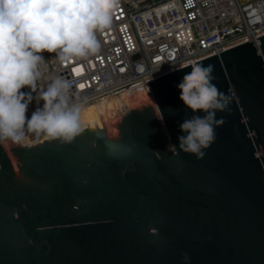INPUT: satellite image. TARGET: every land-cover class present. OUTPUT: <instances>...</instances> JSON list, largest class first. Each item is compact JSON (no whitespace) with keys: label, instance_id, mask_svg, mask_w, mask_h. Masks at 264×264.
I'll return each instance as SVG.
<instances>
[{"label":"water","instance_id":"95a60500","mask_svg":"<svg viewBox=\"0 0 264 264\" xmlns=\"http://www.w3.org/2000/svg\"><path fill=\"white\" fill-rule=\"evenodd\" d=\"M259 37L194 62L231 97L200 159L168 148L193 115L177 87L193 63L84 105L71 144L0 142V264H264Z\"/></svg>","mask_w":264,"mask_h":264},{"label":"clouds","instance_id":"9594fccd","mask_svg":"<svg viewBox=\"0 0 264 264\" xmlns=\"http://www.w3.org/2000/svg\"><path fill=\"white\" fill-rule=\"evenodd\" d=\"M118 5L119 0H0V142L10 139L24 145L31 133L71 144L84 132L83 105L70 101V81L54 78L47 83L36 97L44 104L30 119L26 111L33 96L20 90L30 86L37 91L44 51L56 53L61 63L97 54L101 48L97 33L110 28ZM190 66L191 72L177 87L193 115L180 125L185 135L179 137V150L173 144L168 148L173 154L182 150L200 159L202 149L215 139L216 112L227 110L231 97L213 83L214 65ZM137 70L142 71L139 65ZM200 110L203 117L197 114ZM156 114L163 119L158 106Z\"/></svg>","mask_w":264,"mask_h":264},{"label":"built area","instance_id":"2783aa9c","mask_svg":"<svg viewBox=\"0 0 264 264\" xmlns=\"http://www.w3.org/2000/svg\"><path fill=\"white\" fill-rule=\"evenodd\" d=\"M261 35L264 0H119L112 25L97 33V54L61 63L41 53L37 91L20 90L33 96L26 118L42 108L36 97L54 78L70 81V101L86 105L239 43L259 46Z\"/></svg>","mask_w":264,"mask_h":264},{"label":"bare ground","instance_id":"6f19581e","mask_svg":"<svg viewBox=\"0 0 264 264\" xmlns=\"http://www.w3.org/2000/svg\"><path fill=\"white\" fill-rule=\"evenodd\" d=\"M139 84H142V83H138V84H136V85H134V86H132V87H135V86H137V85H139ZM132 87H130V88H132ZM130 88H128V89H130ZM125 90H127V89H125ZM125 90H123V91H125ZM120 92H122V91H119V92H117V93H120ZM117 93H110V94H108V95H105V96H103V97H101V98H98V99H96V100H100V99H103V98H107V97H110V96H112V95H115V94H117ZM95 100V101H96ZM94 102V101H93ZM87 105V104H86ZM84 106V105H83Z\"/></svg>","mask_w":264,"mask_h":264},{"label":"snow or ice","instance_id":"6c2138e0","mask_svg":"<svg viewBox=\"0 0 264 264\" xmlns=\"http://www.w3.org/2000/svg\"><path fill=\"white\" fill-rule=\"evenodd\" d=\"M189 3H191V0H189ZM80 87H81V88H83V87H84V85H80Z\"/></svg>","mask_w":264,"mask_h":264}]
</instances>
